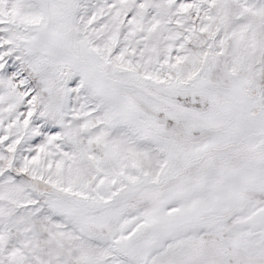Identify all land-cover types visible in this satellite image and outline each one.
<instances>
[{
	"label": "snow or ice",
	"instance_id": "1",
	"mask_svg": "<svg viewBox=\"0 0 264 264\" xmlns=\"http://www.w3.org/2000/svg\"><path fill=\"white\" fill-rule=\"evenodd\" d=\"M0 264H264V0H0Z\"/></svg>",
	"mask_w": 264,
	"mask_h": 264
}]
</instances>
